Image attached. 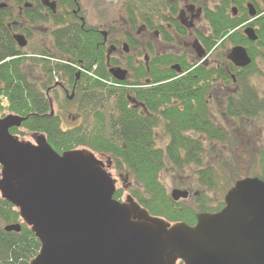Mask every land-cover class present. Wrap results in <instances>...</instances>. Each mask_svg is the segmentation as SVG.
<instances>
[{
  "label": "trees",
  "instance_id": "obj_1",
  "mask_svg": "<svg viewBox=\"0 0 264 264\" xmlns=\"http://www.w3.org/2000/svg\"><path fill=\"white\" fill-rule=\"evenodd\" d=\"M253 2L257 11V18L252 21L256 27V41L247 40L237 29L242 22L249 19L245 9L239 4L236 16L230 14L227 6L225 10L216 7L215 10L206 11L205 18L210 33L206 37L202 35L200 40L206 54L216 58L213 64H200L195 69L200 84V93L195 96L198 105L193 107L192 104H186L184 110L176 106L169 109L171 120H193V127H197L203 138L177 137L170 139L164 149L157 148L154 138L149 136L141 122L124 121L131 117L123 110L125 98L116 100L121 109L119 121L115 113L106 116L102 103L115 89L111 90L105 86L107 81L114 80L103 67L105 59L97 58L94 47L88 42L79 45L83 43L82 38L69 37L60 29L55 46L64 54L71 53L69 64H65L61 59L41 57L49 55L43 48L32 51L31 57H23L27 53L21 51L13 40L11 29L6 25L12 15L5 10H0V115L3 116L6 110L20 116H28L20 128H11L10 132L22 137L42 134L58 153L74 148H86L95 154L109 156L116 168L121 170L125 167L139 182L141 187L133 188L131 195L151 215L163 217L168 221L193 223L195 212L218 210L223 203L209 206L201 199V195L195 199L196 211L179 201H173L160 179L161 173L168 169L167 164L174 172L193 165L196 169L194 174L204 186L203 189L215 186L216 178L232 184L247 175L264 180V0ZM23 16L29 22L34 19L31 14L23 13ZM25 34L30 36L29 31ZM67 44H72V49H67ZM237 44L245 46L251 58L250 64L244 68L232 66L225 58L227 48ZM78 66L91 71L97 77L81 73L82 79L76 83L71 102L78 103L77 108L83 113V101L86 102L85 97L88 94L86 107L95 121L93 125L85 124L87 116H84V125L62 128L57 116H48L49 106L40 84L44 85L45 79L48 83L53 82L57 76L61 77V74L67 77L65 68L71 70L69 80H72ZM35 73L40 78H37ZM261 80L263 86H260ZM166 85L175 86L177 83L170 82ZM224 86H229L227 93L223 96L217 94L213 99H216L221 119L226 122V126H231L228 129L211 120L208 102L203 97L205 93H211V90ZM164 91L167 90L164 88L157 92ZM186 98L184 93L179 97L184 103ZM163 100L164 98L161 102ZM212 142L222 146L215 155V168L204 158L213 151ZM206 146L209 149H206ZM119 195L120 192L116 191L114 198ZM0 221L3 224L0 226V264H28L39 250L38 239L23 224L19 232L3 230L6 224L20 223L17 210L3 200H0Z\"/></svg>",
  "mask_w": 264,
  "mask_h": 264
},
{
  "label": "water",
  "instance_id": "obj_2",
  "mask_svg": "<svg viewBox=\"0 0 264 264\" xmlns=\"http://www.w3.org/2000/svg\"><path fill=\"white\" fill-rule=\"evenodd\" d=\"M246 8L254 17V6ZM242 33L249 41L257 39L250 25ZM14 39L19 47L26 45L23 35ZM226 59L237 68L251 62L242 45L231 47ZM108 71L116 80L125 79V70ZM26 118H0V198L16 208L39 241L28 264H264V180H236L224 194L223 207L197 213L192 226L170 223L129 194L123 201L113 198L109 158L104 162L85 148L57 153L41 134L34 143L10 134ZM187 196L186 190L170 191L173 201ZM4 230L19 232L20 224Z\"/></svg>",
  "mask_w": 264,
  "mask_h": 264
},
{
  "label": "flooded vegetation",
  "instance_id": "obj_3",
  "mask_svg": "<svg viewBox=\"0 0 264 264\" xmlns=\"http://www.w3.org/2000/svg\"><path fill=\"white\" fill-rule=\"evenodd\" d=\"M247 2L248 0H98L95 4L94 0L89 6L88 0H0V3L4 4L0 10L12 15L6 25L11 29L14 41L17 34L25 37V47L33 35L40 37L41 30L48 35L51 48L48 49L43 43L38 44L39 48L36 50L35 46H30L32 51L43 48L51 55L41 56L43 58L61 59L65 64H69L71 53L64 54L55 46L60 34L58 30L63 29L69 37L82 38L83 43L79 45L88 42L93 46L98 54L97 58L105 59L103 67L109 75V68L125 70L123 83L114 84L112 87V82L109 81L105 86L111 90L115 89L109 96L113 106L112 112L107 110L108 114L115 113L119 121L121 109L116 100L125 98L123 110L131 117L124 121L141 122L146 128L145 131L154 140L155 130L161 128L169 142L170 139L177 137L203 138L197 127H193V120L182 118L171 120L169 109L176 106L184 110L186 104H192L193 107L198 105L195 96L200 93V84L195 69L200 64L214 63V59L212 61L206 54L200 40L202 35L206 37L210 33L205 18L206 11L215 10L216 7L225 10L226 6L237 4L245 7ZM23 13L31 14L33 21H26ZM36 28L40 32H37ZM27 31L31 37L26 36ZM66 47L72 49V44H67ZM24 48L20 49L27 53L23 57H31L32 51ZM65 70L67 77L60 73L61 79L55 78L50 83L45 79L46 83L40 84L49 106L48 116H57L60 123L63 117L57 113L58 102L61 100L71 102L74 97L71 89L73 85L76 88L77 81L82 79L81 72H76L74 78L69 80L71 70L69 68ZM35 74L40 78L37 73ZM84 74L88 73L84 71ZM170 82H176L177 85H166ZM190 82L192 84H189ZM164 88L167 91L157 92ZM182 93L187 97L186 103L179 99ZM88 96L87 94L85 97L86 102ZM86 102L83 101V107L86 106ZM67 117L75 119L72 114H68ZM113 165L110 164L109 169H114ZM124 171L119 178L125 188L141 187L128 169ZM113 179L116 186L118 179L115 177ZM195 222L189 224L193 225Z\"/></svg>",
  "mask_w": 264,
  "mask_h": 264
},
{
  "label": "rangeland",
  "instance_id": "obj_4",
  "mask_svg": "<svg viewBox=\"0 0 264 264\" xmlns=\"http://www.w3.org/2000/svg\"><path fill=\"white\" fill-rule=\"evenodd\" d=\"M93 1L94 0H88L89 6H91L93 4ZM98 0H95V4L97 3ZM105 16H107V12L105 11ZM254 26V25H253ZM38 28H36L35 30H37ZM41 34H40V37H35L33 35V38L29 39L28 41V46H26L24 49H27L28 51H32V49L30 50V46H35V49H38L39 47L37 46L38 44L39 45H42V43L44 44V46L51 48L50 46V41H49V37L48 35L44 34L43 33V30H41ZM37 32H40L37 30ZM40 38V40H39ZM37 46V47H36ZM229 46V45H228ZM231 46H229L227 48V50L230 48ZM33 50V51H34ZM27 51V52H28ZM225 54V53H224ZM211 57V60L213 61L214 58H216V56L213 55L210 56ZM222 62V61H221ZM220 62V63H221ZM229 63V62H228ZM57 79H61L59 76L56 77ZM260 86H263V81L261 80L260 82ZM227 88H229V86L227 87H222V88H217L215 90H211L213 92L211 93H206L203 97L204 99L208 101V106H209V109H210V116H211V120L214 122V123H217L221 126H223L224 128H231L230 125H227L226 126V122H224L220 115L218 114L219 111H218V104L216 103V99H213V96L217 95V94H221V96L225 95L227 93ZM70 93V91H68V94ZM77 104L78 103H75V102H69V103H66L65 101L61 100L58 102V105H57V113L60 114L62 117H63V120L61 122V126L62 128H72V127H75V126H78L79 124H83L82 121L84 119V116H87V122H85V124H91L93 125L92 123H94L95 119L93 118V115L90 113V111H88V108L86 106H84V111L83 113L80 112L77 108ZM104 104V107H103V113L106 115V116H109L108 115V112L107 110L109 109L110 112H112V106H113V101H111V97H106V101L104 100L103 103ZM4 105V104H3ZM8 112H6V110H4V114H7ZM68 114H72V116H75V119L74 120H71L70 118L67 117ZM78 114V115H76ZM97 124V123H96ZM257 127L259 128V124L257 125ZM165 132L161 129V128H158L157 130H155V141H156V147L157 148H161V149H164V147L167 145V142H168V139L166 138V134H164ZM20 136L23 140H29V141H32V138L29 136V135H25V136H21V135H18ZM213 144V151L209 152V155L207 154V157L205 155V161L207 163H209V165L211 164V166L213 168H215V160L217 158H215V155L218 154V150L222 147L221 144H218V143H214L212 142ZM206 149H209V147L206 146ZM223 155V154H222ZM209 157V158H208ZM114 169H116L115 167H113ZM166 168H168L167 170H164L161 175H160V179H161V182L163 183V185L166 187V190L168 193H170V191L172 189H175V188H179V189H186L189 191V194L190 196L184 200H179V202L182 204V205H185L189 208H191L192 210H196V207H195V199L198 197V196H201V199H204V201L206 202V204H208L209 206H216L218 205V203H222L223 202V196L225 194V192L228 190V188L230 187V185L232 184V182H229L228 183L224 180V179H220V178H216L215 179V182H216V185L213 186L211 189H203V185H201L198 180H197V175L194 174V171L196 170L195 167L193 165H189V166H185L183 168H180L179 170H175L172 171L170 169V165H166ZM114 169H109L112 177L114 178H117L118 179V182L116 184V189L120 190L121 192V195H120V198L121 199H124V197L127 195V194H131V190L133 188H125L123 186V183H121V179L119 178V175L120 174H124V170L126 169L125 167H122L121 170H114ZM249 176V175H247ZM131 179V177L129 178ZM197 211V210H196ZM2 222L0 221V226H2Z\"/></svg>",
  "mask_w": 264,
  "mask_h": 264
}]
</instances>
